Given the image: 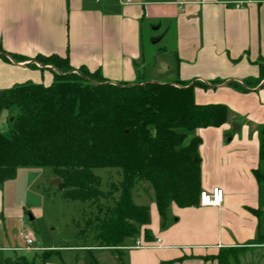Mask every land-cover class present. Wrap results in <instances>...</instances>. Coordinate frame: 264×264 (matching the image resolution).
Masks as SVG:
<instances>
[{
  "label": "crops",
  "instance_id": "1",
  "mask_svg": "<svg viewBox=\"0 0 264 264\" xmlns=\"http://www.w3.org/2000/svg\"><path fill=\"white\" fill-rule=\"evenodd\" d=\"M0 47V89L52 83V65L36 57L53 54L68 56L76 69H99L113 82L206 84L195 85V101L225 104L228 119L189 131L190 137L187 132L184 144L200 139L202 191L220 187L224 201L171 203L163 219L153 194L149 234L142 229L126 239L118 264H220V256L227 264H264V219L254 212L264 211V181L254 173L264 175V0H0ZM137 238L147 246L132 248ZM109 249L75 244L31 250L61 256L63 250ZM47 264L86 262L61 256Z\"/></svg>",
  "mask_w": 264,
  "mask_h": 264
},
{
  "label": "trees",
  "instance_id": "2",
  "mask_svg": "<svg viewBox=\"0 0 264 264\" xmlns=\"http://www.w3.org/2000/svg\"><path fill=\"white\" fill-rule=\"evenodd\" d=\"M36 59L52 65V83L28 81L0 89V112L18 108L13 120H8L11 135L0 132V184L14 178L19 167L51 168L60 177L67 200L98 207L83 227L79 225L78 237L92 235L94 246L120 254L126 239L136 238L142 229L149 234L150 208L135 203L132 196L138 183L154 191L163 219L171 203L199 204L200 139L184 141L189 131L221 126L229 111L222 103L195 101V85L206 84L113 82L99 69L74 68L68 56ZM231 83L245 89L243 84ZM260 142L264 157V127ZM100 167L121 170L122 179L115 188L102 189L101 177L94 171ZM254 173L259 182L264 181L259 170ZM103 200L112 203L105 206ZM254 212L264 218V211ZM49 251L54 250L45 253ZM3 264L36 263L19 256ZM220 264H227L221 256Z\"/></svg>",
  "mask_w": 264,
  "mask_h": 264
},
{
  "label": "rangeland",
  "instance_id": "3",
  "mask_svg": "<svg viewBox=\"0 0 264 264\" xmlns=\"http://www.w3.org/2000/svg\"><path fill=\"white\" fill-rule=\"evenodd\" d=\"M3 112H0V132L10 136L12 126L8 120L18 112V108ZM188 134L190 137L193 133ZM94 171L101 177L102 189L106 191L115 188L122 179L119 168L100 167ZM58 179L61 180L49 167H19L14 178L0 184V226H4L0 227V264L19 256H25L36 264L58 261L61 256L86 264H96L94 258L98 259L99 264H118L120 253L117 250H93L92 253L63 250L61 256L56 251L45 253L47 250H26L27 244L21 236L24 231L33 233L34 247L94 244L92 235L78 237V231L79 225L83 227L85 220L96 213L98 207L67 200L63 196L60 181L56 182ZM153 194L148 184L143 183H138L132 190L134 202L143 205L150 204ZM118 195L116 192L115 196ZM111 203L112 200H103L105 206ZM8 248L19 250L12 251ZM235 255L239 256L238 252ZM247 255L255 260V255Z\"/></svg>",
  "mask_w": 264,
  "mask_h": 264
},
{
  "label": "built area",
  "instance_id": "4",
  "mask_svg": "<svg viewBox=\"0 0 264 264\" xmlns=\"http://www.w3.org/2000/svg\"><path fill=\"white\" fill-rule=\"evenodd\" d=\"M135 0H121L122 3H132ZM244 1L237 2L239 6ZM225 198L224 190L220 187H214L211 191L203 190L200 193L199 204L202 206H220ZM21 236L25 240L27 246L26 249L31 250L35 249L33 243L35 242V238L33 233L30 231L21 232ZM157 243H160V239H157ZM147 243H144L142 240L137 238L135 245L132 248L146 247Z\"/></svg>",
  "mask_w": 264,
  "mask_h": 264
},
{
  "label": "water",
  "instance_id": "5",
  "mask_svg": "<svg viewBox=\"0 0 264 264\" xmlns=\"http://www.w3.org/2000/svg\"><path fill=\"white\" fill-rule=\"evenodd\" d=\"M11 120H13V117L10 118ZM234 127H238V125L234 124ZM60 180L58 179L56 182H59Z\"/></svg>",
  "mask_w": 264,
  "mask_h": 264
}]
</instances>
